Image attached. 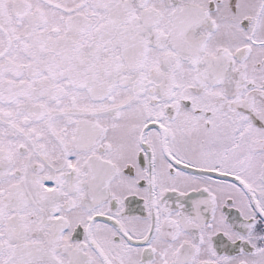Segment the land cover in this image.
I'll return each instance as SVG.
<instances>
[{"label": "snow or ice", "instance_id": "1", "mask_svg": "<svg viewBox=\"0 0 264 264\" xmlns=\"http://www.w3.org/2000/svg\"><path fill=\"white\" fill-rule=\"evenodd\" d=\"M0 264H264V0H0Z\"/></svg>", "mask_w": 264, "mask_h": 264}]
</instances>
